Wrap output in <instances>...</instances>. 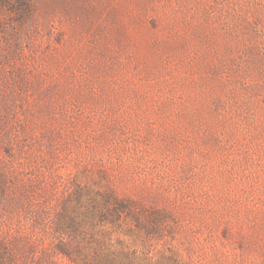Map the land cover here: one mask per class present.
<instances>
[{"label":"rangeland","instance_id":"374dc122","mask_svg":"<svg viewBox=\"0 0 264 264\" xmlns=\"http://www.w3.org/2000/svg\"><path fill=\"white\" fill-rule=\"evenodd\" d=\"M6 264H264V0H0Z\"/></svg>","mask_w":264,"mask_h":264},{"label":"trees","instance_id":"16d2710c","mask_svg":"<svg viewBox=\"0 0 264 264\" xmlns=\"http://www.w3.org/2000/svg\"><path fill=\"white\" fill-rule=\"evenodd\" d=\"M0 264H6L5 250L1 244H0Z\"/></svg>","mask_w":264,"mask_h":264}]
</instances>
